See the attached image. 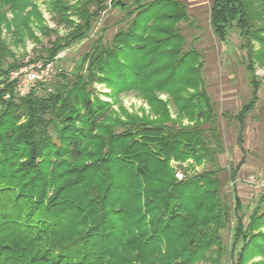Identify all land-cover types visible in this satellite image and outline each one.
Returning a JSON list of instances; mask_svg holds the SVG:
<instances>
[{
	"label": "trees",
	"instance_id": "obj_1",
	"mask_svg": "<svg viewBox=\"0 0 264 264\" xmlns=\"http://www.w3.org/2000/svg\"><path fill=\"white\" fill-rule=\"evenodd\" d=\"M69 1H49L53 19L70 30L34 59H51L88 37L108 6L125 25L109 40L103 27L71 75L63 69L25 96L13 93L8 74L20 63L9 61L0 36V264H264V193L246 207L237 198L231 209L220 192L218 113L203 55L186 47L178 27L193 22L187 5ZM34 15L42 17L34 0H0V34L4 26L19 39L33 36ZM209 25L222 44L237 32L245 50L251 93L234 115L241 145L262 85L254 65L264 60V0H212ZM95 82L111 89V101ZM130 91L151 117L113 108ZM205 162L209 168L186 173ZM256 255L261 259L252 260Z\"/></svg>",
	"mask_w": 264,
	"mask_h": 264
},
{
	"label": "rangeland",
	"instance_id": "obj_2",
	"mask_svg": "<svg viewBox=\"0 0 264 264\" xmlns=\"http://www.w3.org/2000/svg\"><path fill=\"white\" fill-rule=\"evenodd\" d=\"M49 1L34 0L42 17L37 19L35 15L33 16L31 22L33 36L24 35L19 39L11 31H7L4 26L1 27V39L5 41L9 52L13 55L8 57L9 61L17 60L20 66L40 55L42 49L48 47L57 36L69 32L70 27L68 25L57 23L53 19L54 13L50 9ZM181 1L187 5V11L192 16L193 22L181 21L178 27L186 37V47L196 48L203 55L202 75L204 84L210 97L215 102V109L218 113L219 133L224 147L223 152L218 154L220 192L225 195L231 209L237 198L244 207L251 206L256 202L258 196L264 193V191L247 181L251 177L250 175L264 176V60L262 63L255 62L254 65L255 73L261 78L262 85L254 109L245 118L244 141L240 145L237 143L239 123L234 115L248 101L251 93L244 64L245 50L240 47V39L235 31L229 34L227 41L223 44L214 36L209 25V11L212 0ZM106 2L109 3V0H106ZM69 3H75V0H70ZM4 10L6 16L10 18L12 13L6 7ZM119 14L117 9L108 6L95 21L88 37L76 41L67 48V52L61 61L65 73L71 75L79 57L90 47L91 41L100 34L103 27H108L105 39L109 40L120 26L125 25L124 22L117 21ZM71 18L75 20V23L80 21L75 15H72ZM40 26L45 27L46 31L41 29ZM94 85L95 90L102 99L111 101L108 95L111 89L105 83L95 82ZM160 97L164 100L168 98L166 93H161ZM121 107L126 108L130 113L151 115L147 102L132 91L122 93L119 96V102L113 104V108L118 113ZM170 111L174 118V109L171 108ZM182 122L183 124L193 123L186 118ZM203 168H209L207 162L195 165L193 168L187 167L186 173L199 172ZM232 170L234 171L233 174ZM175 175L181 179L185 174L178 169ZM229 225L230 228L234 226L233 216ZM261 230L264 231V228H261ZM222 236L224 245H229L230 231L228 229L223 230ZM215 255L212 256L215 257ZM260 259L261 257L258 255L252 258V260ZM195 264L213 263L208 259ZM223 264H229V262L224 261Z\"/></svg>",
	"mask_w": 264,
	"mask_h": 264
},
{
	"label": "built area",
	"instance_id": "obj_3",
	"mask_svg": "<svg viewBox=\"0 0 264 264\" xmlns=\"http://www.w3.org/2000/svg\"><path fill=\"white\" fill-rule=\"evenodd\" d=\"M67 49L58 52L53 58L47 60L32 59L12 69L8 74V80L12 83L13 93L17 96H25L40 83H47L58 72L63 70L61 61ZM5 94L4 98H8ZM247 181L264 191V176L250 175Z\"/></svg>",
	"mask_w": 264,
	"mask_h": 264
}]
</instances>
